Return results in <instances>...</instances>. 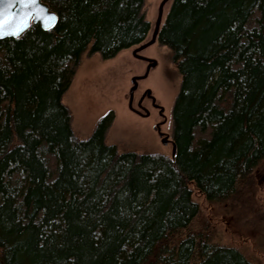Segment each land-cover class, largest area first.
Wrapping results in <instances>:
<instances>
[{
  "label": "trees",
  "instance_id": "trees-1",
  "mask_svg": "<svg viewBox=\"0 0 264 264\" xmlns=\"http://www.w3.org/2000/svg\"><path fill=\"white\" fill-rule=\"evenodd\" d=\"M43 1L52 29L0 39V264H264L192 226L264 158V0H170L173 157L106 144L110 113L77 138L62 100L83 52L147 40L144 0Z\"/></svg>",
  "mask_w": 264,
  "mask_h": 264
},
{
  "label": "rangeland",
  "instance_id": "rangeland-1",
  "mask_svg": "<svg viewBox=\"0 0 264 264\" xmlns=\"http://www.w3.org/2000/svg\"><path fill=\"white\" fill-rule=\"evenodd\" d=\"M160 2L144 0L145 17L151 23L147 40L154 29ZM169 4L170 1L164 6L163 19ZM151 49L162 59V81L163 85L167 84V93L171 96L170 102H166L169 116L167 131L172 135L170 108L179 91L181 78L167 46L156 43ZM143 70L144 63L134 58L132 48L124 49L109 59H103L98 53L83 52L62 97L70 111L75 136L79 139L88 137L97 121L110 113L112 120L105 136L106 144L115 145L120 152L170 155L172 146L160 143L147 120L134 115L128 107L131 77ZM145 83L139 82L141 85ZM196 200L200 213L192 224L195 230L202 227L205 218L219 241L238 247L253 262L264 263V158L227 200L211 203L198 196Z\"/></svg>",
  "mask_w": 264,
  "mask_h": 264
},
{
  "label": "flooded vegetation",
  "instance_id": "flooded-vegetation-1",
  "mask_svg": "<svg viewBox=\"0 0 264 264\" xmlns=\"http://www.w3.org/2000/svg\"><path fill=\"white\" fill-rule=\"evenodd\" d=\"M144 42L130 47L132 48V55L134 58L144 63L143 72L133 75L132 77H144L137 81V88L134 90L131 101L129 96L128 107L134 115L147 120L150 130L157 136L160 143L163 144V140H165L166 144L164 145L170 144L172 146V135H169L167 131L169 116L168 104H166V102H170L169 99L171 96L167 93V84L164 83L163 85L162 81V59L155 50L151 49L156 43L158 45L160 43L156 37V41L153 44L148 45L140 51H136ZM134 51H136V53ZM137 56H142L144 58ZM141 81H146V83L141 85L139 84Z\"/></svg>",
  "mask_w": 264,
  "mask_h": 264
},
{
  "label": "water",
  "instance_id": "water-1",
  "mask_svg": "<svg viewBox=\"0 0 264 264\" xmlns=\"http://www.w3.org/2000/svg\"><path fill=\"white\" fill-rule=\"evenodd\" d=\"M169 1L170 0H161L160 4L158 6V14H157V18L155 21L154 29L151 33V37L149 40H147L146 42L141 44L137 48L136 51H140V50L144 49L145 47H147L148 45L153 44L156 41V37H157L160 25H161L162 20H163L164 6ZM0 9L4 10V12H3L4 17L8 21H10V22H6L3 25V27L0 28V31H2L3 33H7L5 35L0 36V39H4V38H8V37H13V38L18 37L22 33H24L32 24H38L43 30H49L45 26L46 17L50 16L52 14H55V16L57 18L56 23L58 20V15L53 10H51L49 4L43 0H38L36 5H28L27 7H24L23 5H20L17 3V4H14L10 9L7 6V0H5L4 3H0ZM44 9H47V11L45 12ZM23 20L27 21L29 27L24 29L18 36L12 35L11 33L14 32L17 28L22 27L21 21H23ZM56 23H55V25H56ZM136 51H134V52L136 53ZM137 57L144 58L142 56H137ZM143 77L144 76H134L131 78L132 86L129 89L130 101L133 97L134 90L137 88V81ZM163 144H166L165 140H163ZM174 150H175V146H174V143L172 140V152H171L172 157L174 155Z\"/></svg>",
  "mask_w": 264,
  "mask_h": 264
},
{
  "label": "snow or ice",
  "instance_id": "snow-or-ice-1",
  "mask_svg": "<svg viewBox=\"0 0 264 264\" xmlns=\"http://www.w3.org/2000/svg\"><path fill=\"white\" fill-rule=\"evenodd\" d=\"M5 0H0V3H4ZM38 2V0H7V6L8 8L10 9L14 4H20V5H23L24 7H27L28 5H36ZM44 11L46 12L47 9H44ZM4 10L3 9H0V28L3 27V25L6 23V22H10L8 21L5 17H4V14H3ZM56 16L55 14H52L50 16H47L46 17V24L45 26L48 28V29H51L55 23H56ZM21 24H22V27H19L17 28L14 32H12L11 34L12 35H19L24 29H26L27 27H29L28 23L26 20H23L21 21ZM7 33H3L2 31H0V36L2 35H5Z\"/></svg>",
  "mask_w": 264,
  "mask_h": 264
}]
</instances>
